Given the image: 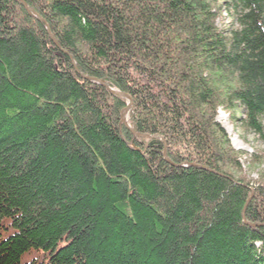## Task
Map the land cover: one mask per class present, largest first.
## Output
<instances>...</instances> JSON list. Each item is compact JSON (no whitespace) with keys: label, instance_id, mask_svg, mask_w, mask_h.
Instances as JSON below:
<instances>
[{"label":"trees","instance_id":"trees-1","mask_svg":"<svg viewBox=\"0 0 264 264\" xmlns=\"http://www.w3.org/2000/svg\"><path fill=\"white\" fill-rule=\"evenodd\" d=\"M221 107L264 143V0H0V264H264Z\"/></svg>","mask_w":264,"mask_h":264},{"label":"rangeland","instance_id":"rangeland-1","mask_svg":"<svg viewBox=\"0 0 264 264\" xmlns=\"http://www.w3.org/2000/svg\"><path fill=\"white\" fill-rule=\"evenodd\" d=\"M216 23L219 29H225L229 23L226 13L220 12L216 18ZM217 111V121L226 130L231 147L239 153L240 170L235 173V176L249 182L250 186L253 187L252 195L254 196L256 195V188L260 186L259 181L263 180L264 182V143L254 139L252 134L236 126L234 119L230 118V113L222 107L218 108ZM129 112L126 115V121ZM127 125L132 129L128 122Z\"/></svg>","mask_w":264,"mask_h":264},{"label":"water","instance_id":"water-1","mask_svg":"<svg viewBox=\"0 0 264 264\" xmlns=\"http://www.w3.org/2000/svg\"><path fill=\"white\" fill-rule=\"evenodd\" d=\"M23 4H24V7H25L26 11L29 12L30 15L34 16L37 20H39V21H41V22H44V20H43L41 17L37 16L35 13H34V14L31 13L30 8H29L28 6H26L24 2H23ZM44 23H45V22H44ZM47 31H48L49 35L53 38V36L50 34V32H49L48 29H47ZM53 40L55 41L54 38H53ZM55 43H56V42H55ZM98 82H99L100 84H103L105 87H107V89H108L111 93L116 94V95H119V96L123 97L124 99H126V100L128 101V103L125 105V107L122 108L121 111H120V119H121V122H122L126 127H128V125H127V121H126V115L128 114V112H129V110H130V108H131V100H130V97H129L127 94H125L124 92H120V91L114 90L113 88L107 86V85H106L105 83H103L102 81H98ZM128 128L130 129V127H128ZM244 211H245V207H244V209H243V213H244Z\"/></svg>","mask_w":264,"mask_h":264},{"label":"bare ground","instance_id":"bare-ground-1","mask_svg":"<svg viewBox=\"0 0 264 264\" xmlns=\"http://www.w3.org/2000/svg\"><path fill=\"white\" fill-rule=\"evenodd\" d=\"M226 131V130H225ZM227 133V132H226ZM228 135V134H227ZM250 191H251V194L250 196L252 195V192H253V188L250 187Z\"/></svg>","mask_w":264,"mask_h":264}]
</instances>
